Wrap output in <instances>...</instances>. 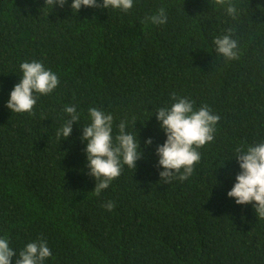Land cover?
<instances>
[{
	"label": "trees",
	"instance_id": "obj_1",
	"mask_svg": "<svg viewBox=\"0 0 264 264\" xmlns=\"http://www.w3.org/2000/svg\"><path fill=\"white\" fill-rule=\"evenodd\" d=\"M71 3L0 0V238L17 256L43 239V264H264V219L227 195L241 171L236 149L264 142V0H231L232 16L215 0H133L127 12ZM161 7L165 24L146 21ZM226 34L236 60L216 51ZM33 60L59 84L36 94L31 113L12 112L19 66ZM173 93L220 120L192 175L165 182L156 112ZM65 106L79 114L67 138L56 135ZM91 107L112 115L114 140L124 121L143 149L99 196L81 138Z\"/></svg>",
	"mask_w": 264,
	"mask_h": 264
},
{
	"label": "clouds",
	"instance_id": "obj_2",
	"mask_svg": "<svg viewBox=\"0 0 264 264\" xmlns=\"http://www.w3.org/2000/svg\"><path fill=\"white\" fill-rule=\"evenodd\" d=\"M67 0H45L46 6L63 8ZM218 5L228 3L227 13L232 16L236 8L231 0H215ZM72 11L79 12L82 6L91 8H114L127 12L133 7V0H72ZM153 25H163L167 22L165 9L161 7L155 15L145 18ZM229 33L234 31L228 30ZM216 51L227 60L239 58L237 41L231 35L217 37L214 41ZM22 77L10 92L7 107L15 113H31L37 103V95L51 93L59 84L57 75L46 69L39 61L20 64ZM173 103L170 107H161L156 112V119L166 134V140L156 148L159 157L158 165L163 168L159 173L160 180L169 182L172 179L187 180L193 173L194 166L200 161L199 148L213 141L216 124L220 116L213 114L208 106L194 107L187 98L172 94ZM69 119L59 129L57 136L67 138L72 132V125L79 120L75 106H65ZM91 123L83 127L82 140L87 141L85 152L89 175L94 177L96 185L94 192L99 196L111 182L118 178L124 165L136 169V163L143 155L137 133L126 131V123L121 121L119 132L112 135L113 117L95 107L89 108ZM145 146L152 144L148 138ZM142 149V151H140ZM235 159L241 171L236 175L233 187L227 195L234 198L236 204H253L256 214L264 219V142L252 146L238 147ZM182 170V171H181ZM254 202V203H253ZM104 207L112 211L114 202H107ZM52 255L46 241L40 239L28 243L17 256L9 246L7 238H0V264H43ZM15 258V259H14Z\"/></svg>",
	"mask_w": 264,
	"mask_h": 264
}]
</instances>
